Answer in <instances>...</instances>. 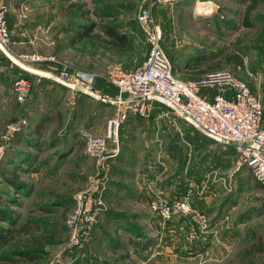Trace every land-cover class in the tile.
I'll return each mask as SVG.
<instances>
[{
    "label": "rangeland",
    "instance_id": "rangeland-1",
    "mask_svg": "<svg viewBox=\"0 0 264 264\" xmlns=\"http://www.w3.org/2000/svg\"><path fill=\"white\" fill-rule=\"evenodd\" d=\"M4 1L9 5L13 27L22 28L37 42L28 51L54 54L56 59L36 63L40 74L35 70V77L45 83L32 92L37 97L32 103L37 118H26L25 126L6 140L0 152V209L8 216L0 217V242L10 234L15 236L0 243V264H264V188L237 163V155L228 144L215 143L209 149L207 138L193 128L158 119L154 123L157 136L139 128L138 133L133 132L134 141L154 140L159 149L158 162L159 154L170 151L172 187H167V193L150 191L151 197L147 192L144 198L123 201L116 195L111 201L106 193L121 150L118 138L117 151L106 161L104 207L91 228L90 238L81 247L69 246L66 219L73 198L100 168L84 152L80 132H93L92 128L99 126L102 118L105 123L114 109L108 113L98 100L86 101L87 97L82 99L81 95L75 100L85 101L77 102V106L65 104L60 109L58 103L67 91L50 75H41V71L53 74L63 68L81 76L93 72L97 93L113 96L116 88L106 79L109 67L116 64L125 68L124 64L129 63L135 67L147 55L148 38L137 18L139 10L147 8L151 21L161 29L162 51L182 79H201L209 71L223 69L248 87L247 79L264 91V0H259L250 12V26L242 24L247 0ZM199 3L201 7L211 6V10L198 12ZM106 6H111L113 12L108 13ZM109 19L138 29V37L129 38L126 53L116 55L113 48L94 39L72 42L75 25L91 21L95 22L94 32L105 37L102 25ZM27 99L24 104H14L15 117L7 114L0 118V143L8 123L18 115L24 117L22 111L31 100ZM155 104L158 107L153 112L157 115L165 105ZM22 133L27 135L23 138ZM29 144L40 148H30ZM199 147L205 151H196ZM112 148L113 144L108 150ZM15 175L24 184L19 189L10 184ZM187 191L191 214L180 211L162 218L149 207L156 195L171 200ZM43 205L49 209L42 210ZM193 211L202 213L204 221L197 219ZM25 218L32 222L30 232L15 235L10 228Z\"/></svg>",
    "mask_w": 264,
    "mask_h": 264
},
{
    "label": "built area",
    "instance_id": "built-area-1",
    "mask_svg": "<svg viewBox=\"0 0 264 264\" xmlns=\"http://www.w3.org/2000/svg\"><path fill=\"white\" fill-rule=\"evenodd\" d=\"M9 9L8 3L0 0V48L10 60L27 70H31L33 63L55 61L54 54L42 55L14 50V46L21 39L15 38L7 25ZM206 10L210 11L211 6ZM19 15L24 16L22 10ZM137 18L149 43L145 59L132 68H123L116 64L109 67L106 79L116 88V93L103 97L114 102V113L105 120L101 133L88 130L80 132L79 139L83 143L84 152L95 159L100 168L95 175L88 178V185L74 196L69 209L66 224L69 231L68 244L72 247H81L89 240L91 228L104 207L106 161L118 149L120 125L130 114L146 116L151 94L162 98L173 111L172 114L186 118L211 139L218 142L225 140L232 145L237 155V163L244 166L259 185L264 186V116L261 100L251 92L245 82L227 70L209 71L201 79H182L162 51V32L151 21L148 9L139 10ZM19 36L25 38L26 32L21 30ZM41 75H55L71 87L79 86L97 93L96 74L93 72L81 76L75 70L63 68L53 74L43 72ZM31 86L29 77L18 76L13 79L12 89L18 103L26 101ZM72 103L75 100L72 99ZM25 123V118L8 123L2 144L0 143V152L3 145L8 143L6 140ZM111 144L114 148L108 150ZM189 196L190 191L171 200L156 195L151 198L149 207L162 218H168L180 211L182 214H191ZM193 213L197 219L204 221L202 213ZM65 264L70 263L66 261Z\"/></svg>",
    "mask_w": 264,
    "mask_h": 264
},
{
    "label": "crops",
    "instance_id": "crops-1",
    "mask_svg": "<svg viewBox=\"0 0 264 264\" xmlns=\"http://www.w3.org/2000/svg\"><path fill=\"white\" fill-rule=\"evenodd\" d=\"M13 22H14V20L11 19L10 12H8L7 24H8V27L10 29V32L15 38L21 39V42L17 43L14 46V50L18 51V52L19 51H28L29 47H31L37 43V42H35L36 40L34 38H29V34L25 38H21L19 36V33H20V30L22 28L16 29L15 27H13V25L15 24ZM121 24L122 25L119 28V31L121 33L127 34L130 38H137L138 37V35H139L138 29L130 26L128 23L122 22ZM108 48L111 49L112 47H108ZM113 49H114V47H113ZM126 51L127 50H125V49H122L121 51L114 49V53H116V55L126 53ZM124 65H125L124 66L125 68H132L133 67L132 64H130V63L124 64ZM31 67H32L31 70H27L26 68H23V67L15 64L14 62H12L10 60L9 56H7L4 53V51L0 48V118L3 117L4 115H7V114H9L11 117L16 116V111L14 110L15 109L14 104L17 101L15 99V94H14V91L12 89V82H13V79L15 77L27 76V77L35 78V82L33 80L32 89L30 90V94L28 96V99H31L30 97L33 94L32 92L35 88L41 87V84L42 85L45 84L42 80H40V78L35 77V75L37 74L35 72V70L38 68V67H36V63L32 64ZM38 71H40V70H38ZM41 72L43 73V71H41ZM54 83L60 85L63 89H65L67 91V96L64 97V100H62V97H61L60 98L61 101L58 103L59 104L58 106L60 107V109L64 108L65 104H66V106L69 103L71 105H76V104L81 103L85 100L88 101L89 99L92 98V97H89L86 95L83 96V94L79 92L81 94V96H83L82 99H84L85 97H87V99L86 98H85V100L78 99V101H77V100H75V96H79V95L75 94L74 90H72L66 86H65L66 88H64L61 85V83H59V82H54ZM247 83H248L251 91H253V93L256 94L260 98V100L262 102V106H263V116H264V91H263V89L258 88L252 80L247 79ZM68 93H71V94H68ZM32 97H33V95H32ZM36 98L33 97L31 100L27 99L28 103H26L25 108L22 111L25 120L28 119L29 121H31V120L33 121L34 119L37 118V116L34 115V111H33V107H32L33 106L32 105L33 100L34 99L36 100ZM72 99L75 100V103H72ZM96 100H98V99H96ZM98 101L101 104V106H100L101 109H104V111H106L108 113H109V111L113 112V109H114L113 104L108 103V102H104V101H100V100H98ZM154 101L157 103H161L162 105L164 104L158 100L151 99L149 101V110H148V114L146 116L142 117V116H139L136 114H130L120 128L119 138L121 140V144H120L121 150L119 151V154L117 156L115 164L113 165V171H112V175H111V184L109 185L107 193H106V195L107 194L109 195L108 197L111 201H112V199L114 200V197L116 195L119 198V200H123V201H130V200H134L136 198L138 199L139 196L144 198V195L147 194V192H148V196L151 197L152 195L150 196V191L151 192L152 191H155V192L158 191V192H166L167 193V187L168 186L172 187L170 180L173 179V172L171 171L170 165H169L170 151L167 150V151L159 154L160 155L159 160H160V162H162L161 164H164V165H161L160 162H158L157 157H156L159 149H158L157 144L154 143V140L150 139L149 142L148 141H139V142L134 141L135 138H134L133 132L135 131L136 133H138L140 131L139 128H145L146 130H148V132L150 133V136L152 134H155V136L158 135V133H157L158 127L154 124L156 122L155 119L161 120V122H169V123L174 124V125H177V122H178V123H180L181 126L184 124L185 127L193 128L195 131H198L200 134H202L203 136H205L207 138V144H208L207 147L208 148L210 145H213V144L215 145V143L224 144V143H221V142H218V141L211 139L205 133L197 130L186 118L172 114L173 111L166 104H164L165 108L163 107L164 109H162V110L160 109V111H158V114L155 115L154 114L155 108L158 107V104H155ZM18 104H24V103H18ZM153 109H154V112H153ZM160 112L168 113V115L164 116V115L160 114ZM18 116H22V115H18ZM36 122H37V120H36ZM140 125H142V126H140ZM103 128H104V119L102 118L99 121V126L96 125L95 128H92V131L95 133H101L103 131ZM141 130L146 132V130H144V129H141ZM152 132H154V133H152ZM21 135L24 138L27 134L22 133ZM128 136L130 138H128ZM26 139H28V138H26ZM26 139H25V141H26ZM228 145L230 146V148L232 150H234L232 145H230V144H228ZM28 146L30 148H34V149L40 148L38 146V144H33V145L29 144ZM14 149H16V148L12 147V150H14ZM200 150L202 152H204L205 148H203V149L200 147L196 148V151H200ZM163 166H164V171H162ZM186 170H187V167H186ZM190 177L193 178V176H188V175L186 176V178H189V179H190ZM138 179L140 180L141 183H139V181H137ZM131 180H133V182L135 184H133V182ZM186 180H188V179H186ZM252 180L257 185H259L253 177H252ZM187 184L190 185V183H188V182H187ZM162 186H164V188H162ZM259 186H261V185H259ZM262 187L264 188V186H262ZM185 188H186V185L184 184L183 190Z\"/></svg>",
    "mask_w": 264,
    "mask_h": 264
},
{
    "label": "trees",
    "instance_id": "trees-1",
    "mask_svg": "<svg viewBox=\"0 0 264 264\" xmlns=\"http://www.w3.org/2000/svg\"><path fill=\"white\" fill-rule=\"evenodd\" d=\"M258 2H259V0H247V4H246V6H245V8L243 10V15H242V24L243 25H245V26H250L251 25V22L249 20V14L257 6ZM71 5L75 6L76 4H71ZM76 6H78V5H76ZM105 10L108 13H111L112 7L111 6H109V7L106 6ZM104 15L108 16V15H112V14H104ZM100 21L102 22L103 19L101 18ZM94 23L95 22L91 21V22H88L86 24L85 23L81 24L79 26L75 25L76 27L74 28V31H76V32H75V34H74V36L72 38V42L79 41L82 38H88V39L97 40L98 43H100L102 46L112 47V48L114 47L115 50H120L121 51L122 49H125V50L128 49V46H130L129 45V38L130 37L127 34L121 33L119 31V28L122 25L120 22H118V21H116L114 19L113 20L109 19L107 21H104L103 25H102V29H103V32L105 34V37H101V36H99L98 33L94 32V30H93ZM235 58H236V56H235ZM236 61H237V63H239L237 58H236ZM29 78L31 79V81L33 83V78L32 77H29ZM62 86L64 88H66L64 85H62ZM31 89H32V86H31ZM75 94L81 95L77 91H75ZM83 96H84V94H83ZM18 118H24V117L23 116H18V117L14 118V119L17 120ZM23 126H25V125H23ZM23 126L21 128H23ZM21 128L19 130H21ZM18 131H16V132H18ZM22 162L27 163V160H24ZM10 184L15 189L16 188L19 189V188L23 187L21 185H24L19 180H17L16 175L13 176V178L10 179ZM48 207L49 206L45 207L43 205V207L41 209L45 211L46 209H49ZM0 217H4V218L8 219V216L6 215V213H4L1 209H0ZM31 225H32L31 220L28 219V218H25L23 222H20V224L18 226L10 228V230H13V232H15V235H18V234L25 235V234H28L30 232L31 227H32ZM14 237L15 236H13V234H10L9 237H7V239H4V241H2L0 243H4L6 240H7L6 241V243H7L10 239H12ZM1 253L2 252L0 251V258H1V255H2Z\"/></svg>",
    "mask_w": 264,
    "mask_h": 264
},
{
    "label": "water",
    "instance_id": "water-1",
    "mask_svg": "<svg viewBox=\"0 0 264 264\" xmlns=\"http://www.w3.org/2000/svg\"><path fill=\"white\" fill-rule=\"evenodd\" d=\"M50 78H52V79L58 81L59 83H61V84L64 85V86H66V87H68V88H72L73 90H75V91H77V92H80V93H82V94H84V95H86V96H89V97H92V98L98 99V100H100V101H104V102H108V103L114 104L113 101L108 100V99L104 98L103 96H101V95H99V94H97V93H95V92H93V91L86 90V89L81 88V87H79V86L71 87L67 82H64V81L60 80V79H59L58 77H56L55 75H50ZM149 97H150L151 99L158 100V101H160V102H162V103L165 104V101H164L162 98H160L159 96L155 95V94H151ZM171 107H172V106H171ZM220 142H221V143H224V144H229V143H228L227 141H225V140H221Z\"/></svg>",
    "mask_w": 264,
    "mask_h": 264
},
{
    "label": "bare ground",
    "instance_id": "bare-ground-1",
    "mask_svg": "<svg viewBox=\"0 0 264 264\" xmlns=\"http://www.w3.org/2000/svg\"><path fill=\"white\" fill-rule=\"evenodd\" d=\"M198 5H199V7L202 9V10H201L200 8L197 9L198 12H200V13H201V12H209V11L206 10L207 7H206V8H205L204 6L201 7V4H200V3H199Z\"/></svg>",
    "mask_w": 264,
    "mask_h": 264
}]
</instances>
